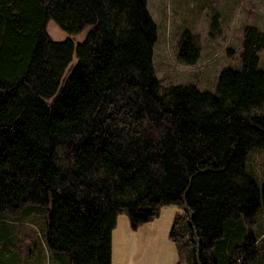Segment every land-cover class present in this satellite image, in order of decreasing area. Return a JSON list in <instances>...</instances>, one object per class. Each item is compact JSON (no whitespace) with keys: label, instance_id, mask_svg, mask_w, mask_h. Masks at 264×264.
Listing matches in <instances>:
<instances>
[{"label":"trees","instance_id":"trees-1","mask_svg":"<svg viewBox=\"0 0 264 264\" xmlns=\"http://www.w3.org/2000/svg\"><path fill=\"white\" fill-rule=\"evenodd\" d=\"M155 41L146 0H0V219L44 207L57 264H111L120 213L135 230L174 204L190 264H264V34L214 93L161 91ZM199 54L184 34L179 62Z\"/></svg>","mask_w":264,"mask_h":264},{"label":"rangeland","instance_id":"rangeland-1","mask_svg":"<svg viewBox=\"0 0 264 264\" xmlns=\"http://www.w3.org/2000/svg\"><path fill=\"white\" fill-rule=\"evenodd\" d=\"M146 7L156 25L152 67L161 91L170 85H194L214 93L221 70L242 66L245 27L264 34V0H146ZM48 29L54 39L62 38L52 21ZM186 33L196 38L200 48L193 64L177 59ZM257 55L258 66L264 70V49ZM263 161L264 150L248 158L257 175L262 173ZM181 212L177 205H164L157 217L135 230L127 214L120 213L113 229L112 264H190L188 252L169 238L173 219ZM45 227L46 208L36 205L0 219V232L4 231L0 264H57L45 244Z\"/></svg>","mask_w":264,"mask_h":264},{"label":"crops","instance_id":"crops-1","mask_svg":"<svg viewBox=\"0 0 264 264\" xmlns=\"http://www.w3.org/2000/svg\"><path fill=\"white\" fill-rule=\"evenodd\" d=\"M142 226V225H141ZM140 226V227H141ZM112 244H113V231H112ZM113 252H114V250H113V245H112V258H113ZM128 255V254H127ZM112 258H111V264H112Z\"/></svg>","mask_w":264,"mask_h":264},{"label":"water","instance_id":"water-1","mask_svg":"<svg viewBox=\"0 0 264 264\" xmlns=\"http://www.w3.org/2000/svg\"><path fill=\"white\" fill-rule=\"evenodd\" d=\"M70 66H71V65H70ZM67 70L69 71V70H70V67H68V69H67ZM65 76H66V75H64V77H63V80H64Z\"/></svg>","mask_w":264,"mask_h":264}]
</instances>
